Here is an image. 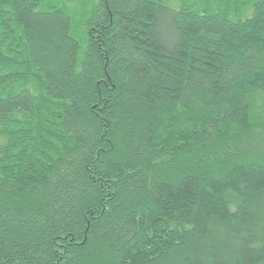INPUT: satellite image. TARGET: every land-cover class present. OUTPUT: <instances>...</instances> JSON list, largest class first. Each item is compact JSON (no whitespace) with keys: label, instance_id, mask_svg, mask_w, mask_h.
I'll return each mask as SVG.
<instances>
[{"label":"trees","instance_id":"obj_1","mask_svg":"<svg viewBox=\"0 0 264 264\" xmlns=\"http://www.w3.org/2000/svg\"><path fill=\"white\" fill-rule=\"evenodd\" d=\"M0 264H264V0H0Z\"/></svg>","mask_w":264,"mask_h":264}]
</instances>
